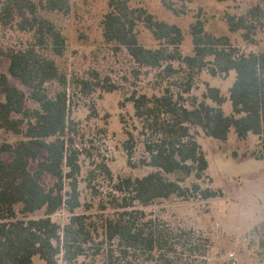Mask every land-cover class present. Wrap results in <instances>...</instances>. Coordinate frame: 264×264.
I'll return each mask as SVG.
<instances>
[{"label":"trees","instance_id":"1","mask_svg":"<svg viewBox=\"0 0 264 264\" xmlns=\"http://www.w3.org/2000/svg\"><path fill=\"white\" fill-rule=\"evenodd\" d=\"M70 12L71 0H0V25L32 33L26 46L7 53L8 73L0 74V94L5 97L0 132L21 136L16 143H0V264H34L35 257L45 264H208L207 245L194 240L192 229L149 219L139 206L173 197L207 201L223 195L200 182L184 185L192 175L204 179L209 168L196 127L220 141H227L233 130L241 139L262 136L257 159L264 161V53L242 52L227 36L207 32L198 19L192 25L194 53L184 55L179 25L159 20L143 7L133 8L128 0H111L102 22L105 40L127 49L140 68L156 70L159 84L168 80V85L160 94L134 91L129 97L137 133L125 128L128 162L154 170L142 177H119L115 190L121 196L113 199L117 212L94 221L76 214L81 206V151L73 137L72 102L78 92H114L119 87L109 79L70 76L61 68L56 58L65 55L68 42L50 15ZM263 20L259 6L227 16L230 30H242L250 42ZM141 25L158 47L141 42ZM204 71L213 77L235 73L229 98L213 86L202 100L186 97ZM9 75L20 78L30 92L12 85ZM228 100L230 114L224 110ZM29 101L38 107L29 106ZM138 144L144 152L136 162ZM103 168L112 176L107 165ZM170 174L177 177L170 179ZM46 175L55 178L49 188L43 183ZM62 210L71 214L65 225L54 218ZM38 211L44 216L32 218Z\"/></svg>","mask_w":264,"mask_h":264},{"label":"rangeland","instance_id":"2","mask_svg":"<svg viewBox=\"0 0 264 264\" xmlns=\"http://www.w3.org/2000/svg\"><path fill=\"white\" fill-rule=\"evenodd\" d=\"M110 1L71 0L68 15H50L62 28L68 42L65 55L56 58L61 68L70 76L102 82L109 79L119 87L114 92L101 88L88 94L78 92L72 102L71 117L76 125L73 137L81 151V173L78 177L81 206L76 214L89 215L94 221H99L102 215L112 216L117 212L113 199L121 196L115 190L119 177H142L154 170L142 165L134 167L128 162L123 147L128 139L125 128L137 133L132 119L134 105L129 97L134 91L150 96L160 94L168 85V80L159 84L156 70L140 68L127 49L105 40L102 22L110 10ZM128 1L133 8L143 7L159 20L179 25L184 34L181 45L184 55L194 53L192 25L198 19L204 22L207 32L218 37L227 36L231 44L242 52L264 53V20L253 42L244 39L242 30L231 31L227 21L230 14L242 15L257 6L264 9V0ZM139 28L141 42L147 47H158L152 33L142 25ZM31 39L32 33L0 25V74L8 73L10 58L7 53L26 46ZM9 78L12 85L30 92L20 78L11 75ZM234 80V72L227 77H213L204 71L197 77L192 93L186 97L202 100L207 87L213 86L219 87L229 98ZM4 99L0 94V103ZM209 102L212 103L211 100ZM28 105L38 107L33 101ZM224 110L226 114L232 113L229 100L224 104ZM195 129L199 132L198 141L207 155L209 168L204 179L198 181L192 175L184 185L200 182L204 188L221 190L223 195L207 201L173 197L139 208L147 213L149 219L166 222L174 228L192 229L194 240L207 245L208 264H232L230 253L235 254L237 264H264V161L257 159L262 153L263 137L250 134L241 139L233 130L227 141H220L206 136L199 127ZM20 139L21 136L13 132H0V143H16ZM143 152V145L138 144L134 161L138 162ZM41 159L33 160V166ZM103 165H107L112 176L107 174ZM168 177L175 179L177 176L170 174ZM54 181L51 175L43 179L46 188ZM43 216L44 211L31 215L32 218ZM70 216L67 210H62L54 218L65 225ZM34 264L45 262L35 257Z\"/></svg>","mask_w":264,"mask_h":264},{"label":"built area","instance_id":"3","mask_svg":"<svg viewBox=\"0 0 264 264\" xmlns=\"http://www.w3.org/2000/svg\"><path fill=\"white\" fill-rule=\"evenodd\" d=\"M229 256H230L232 264H237V261H236V258H235V254L234 253H230Z\"/></svg>","mask_w":264,"mask_h":264}]
</instances>
